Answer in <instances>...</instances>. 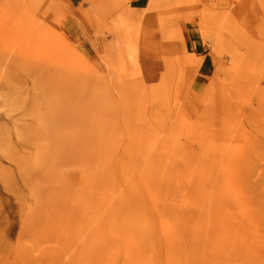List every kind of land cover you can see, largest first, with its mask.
Returning a JSON list of instances; mask_svg holds the SVG:
<instances>
[{
  "label": "rangeland",
  "instance_id": "1",
  "mask_svg": "<svg viewBox=\"0 0 264 264\" xmlns=\"http://www.w3.org/2000/svg\"><path fill=\"white\" fill-rule=\"evenodd\" d=\"M137 5L0 0V264L264 248V0Z\"/></svg>",
  "mask_w": 264,
  "mask_h": 264
},
{
  "label": "crops",
  "instance_id": "2",
  "mask_svg": "<svg viewBox=\"0 0 264 264\" xmlns=\"http://www.w3.org/2000/svg\"><path fill=\"white\" fill-rule=\"evenodd\" d=\"M70 1L73 6H76L78 3L81 2V0H70ZM135 1L138 3L136 7H143L144 3L147 0H135ZM64 26L69 31H74V29L77 27L71 15H68L66 17ZM189 36L190 37L187 41L188 49L191 52H194L197 55V57L201 58L200 66H199V73L205 77L211 76L214 72L213 57L208 52H204L203 45L202 43H200L198 35L195 32L190 30Z\"/></svg>",
  "mask_w": 264,
  "mask_h": 264
},
{
  "label": "bare ground",
  "instance_id": "3",
  "mask_svg": "<svg viewBox=\"0 0 264 264\" xmlns=\"http://www.w3.org/2000/svg\"><path fill=\"white\" fill-rule=\"evenodd\" d=\"M0 8H2L1 6H0ZM2 11H4L3 10V8H2ZM2 11H1V14H2ZM249 218V217H248ZM228 221V220H227ZM243 221V220H242ZM241 221V222H242ZM246 221H248V219H246ZM245 221V222H246ZM249 222H251V221H248L247 223H249ZM228 223V222H227ZM231 224V223H230ZM238 224V223H237ZM246 224V223H245ZM226 226H228V235H232V229L234 230V233H236L235 232V228H236V226H235V224L233 225V226H235V228H232V226H230L229 225V223H228V225H226ZM241 226V225H240ZM247 226L250 228V226L247 224ZM238 227V226H237ZM239 228V227H238ZM247 228V227H246ZM239 230V229H238ZM236 231H237V228H236ZM240 231H241V229H240ZM237 233H239V231L237 232ZM241 233H245V232H241ZM240 234V233H239ZM237 235V234H236ZM235 235V236H236ZM237 237V236H236ZM245 237V236H244ZM234 239V235H233V237L231 238V242L233 243V240ZM249 239V238H248ZM237 240V239H236ZM261 240H262V243L264 244V238L262 237L261 238ZM227 242V241H226ZM257 242V241H256ZM261 242V241H260ZM258 243V242H257ZM227 244H228V242H227ZM263 244H261V245H263ZM261 247V246H260ZM235 252H236V258H235V260H236V264H264V255H262V251L264 250V248H263V246L261 247V248H252V249H250L249 247H246V246H240V247H238V245L236 246V248H235ZM228 251L231 253L232 251H234V249L233 250H231V249H228ZM231 262V261H230ZM227 264H228V262H227Z\"/></svg>",
  "mask_w": 264,
  "mask_h": 264
}]
</instances>
